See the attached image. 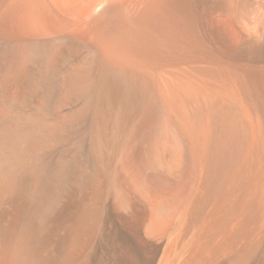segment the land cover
Masks as SVG:
<instances>
[{
	"label": "bare ground",
	"instance_id": "bare-ground-1",
	"mask_svg": "<svg viewBox=\"0 0 264 264\" xmlns=\"http://www.w3.org/2000/svg\"><path fill=\"white\" fill-rule=\"evenodd\" d=\"M0 264H264V0H0Z\"/></svg>",
	"mask_w": 264,
	"mask_h": 264
},
{
	"label": "rangeland",
	"instance_id": "rangeland-1",
	"mask_svg": "<svg viewBox=\"0 0 264 264\" xmlns=\"http://www.w3.org/2000/svg\"><path fill=\"white\" fill-rule=\"evenodd\" d=\"M86 129H87V127L81 121L80 124H78L76 127L73 128L72 134L67 137L66 142H67V147L69 149L68 150L69 151V155H70V152L71 151L78 149V141L81 139V137H83L86 134ZM66 142H65V144H66ZM97 154L98 153L95 152L96 161L94 159L95 162H93V163L94 164L98 163V168L101 167V168H99V171L101 172V175H102L101 176V180L104 183H106L108 179L110 181V173H109L110 172V146L106 149V154H107L106 156H107V160H108L107 162H102V161L100 162V159L98 158V155ZM80 159H82V160H80V164H83V166L85 165V166L88 167V165H87L88 164L87 156L85 154H82L81 157H80ZM83 160H84L85 163L83 162ZM87 167H86V171H89V169ZM103 182H102V185H104ZM101 188L102 189L104 188V191L105 192L102 193V195H100V197H99L100 199L99 200L101 201L104 198L105 199V202H106V200L110 202V189H106L105 187H101ZM101 188H100V191L103 192V190H101ZM99 194H101V193H99ZM99 200H98V203L100 202ZM103 203L104 202H102V205H103ZM100 204H101V202H100ZM100 204H98V205H100ZM102 205H100V206H102Z\"/></svg>",
	"mask_w": 264,
	"mask_h": 264
}]
</instances>
